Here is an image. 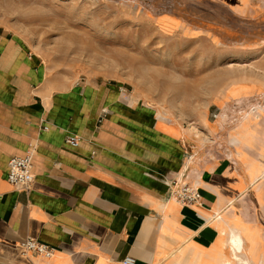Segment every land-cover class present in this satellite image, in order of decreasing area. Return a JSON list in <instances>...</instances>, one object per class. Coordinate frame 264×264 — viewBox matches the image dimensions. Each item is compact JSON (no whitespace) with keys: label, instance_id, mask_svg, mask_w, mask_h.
<instances>
[{"label":"crops","instance_id":"0c3cea01","mask_svg":"<svg viewBox=\"0 0 264 264\" xmlns=\"http://www.w3.org/2000/svg\"><path fill=\"white\" fill-rule=\"evenodd\" d=\"M163 125L115 83L51 79L21 37L0 30V264H260L264 234L245 204L261 197L245 193L264 164L249 160L244 173L239 146L234 166L196 164L182 130ZM28 149L33 181L18 192L7 163ZM171 180L195 183L200 205H179ZM27 238L52 256L24 253Z\"/></svg>","mask_w":264,"mask_h":264},{"label":"rangeland","instance_id":"374dc122","mask_svg":"<svg viewBox=\"0 0 264 264\" xmlns=\"http://www.w3.org/2000/svg\"><path fill=\"white\" fill-rule=\"evenodd\" d=\"M0 30L59 83L121 86L168 131L182 130L196 164L234 166L236 146L244 173L249 160L264 164V0H0ZM260 175L245 195L261 198L245 210L264 234Z\"/></svg>","mask_w":264,"mask_h":264},{"label":"built area","instance_id":"2783aa9c","mask_svg":"<svg viewBox=\"0 0 264 264\" xmlns=\"http://www.w3.org/2000/svg\"><path fill=\"white\" fill-rule=\"evenodd\" d=\"M47 130V128H43ZM65 144L76 147L79 138L69 135L64 140ZM34 156L32 149L26 150L22 157L11 158L7 163L6 181L16 191L26 192L29 190V186L33 181V175L31 172V162ZM171 186V195L174 200L182 206H199L201 203V194L197 185L194 183H178L176 180L169 182ZM20 248L24 253H29L44 258H50L52 256V249L45 244L38 241L27 238L20 243ZM122 264H135L133 258L125 257Z\"/></svg>","mask_w":264,"mask_h":264},{"label":"bare ground","instance_id":"6f19581e","mask_svg":"<svg viewBox=\"0 0 264 264\" xmlns=\"http://www.w3.org/2000/svg\"><path fill=\"white\" fill-rule=\"evenodd\" d=\"M263 153H264V151H263ZM231 240H232V243H239V242H240L239 237H236V236H233V238H232ZM235 246H236V245H235ZM240 247H241V246H240ZM236 249H239V250H240L239 247H238V248L236 247L235 250H236ZM236 259H237V258H235V260H236ZM239 261H240V260H239ZM239 261H238V262H239ZM243 264H248V263H247V262H243Z\"/></svg>","mask_w":264,"mask_h":264}]
</instances>
